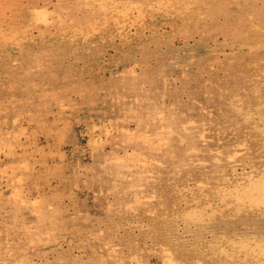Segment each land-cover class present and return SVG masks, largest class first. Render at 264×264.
<instances>
[{
  "label": "rangeland",
  "instance_id": "rangeland-1",
  "mask_svg": "<svg viewBox=\"0 0 264 264\" xmlns=\"http://www.w3.org/2000/svg\"><path fill=\"white\" fill-rule=\"evenodd\" d=\"M0 264H264V0H0Z\"/></svg>",
  "mask_w": 264,
  "mask_h": 264
}]
</instances>
